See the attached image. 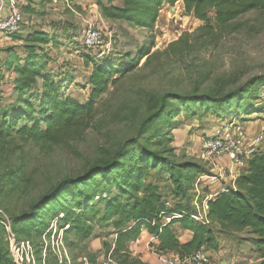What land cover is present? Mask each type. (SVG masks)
<instances>
[{"label":"rangeland","instance_id":"1","mask_svg":"<svg viewBox=\"0 0 264 264\" xmlns=\"http://www.w3.org/2000/svg\"><path fill=\"white\" fill-rule=\"evenodd\" d=\"M22 4L23 23L20 33L12 40L19 44L13 47L9 42L0 47V107L10 106L17 98L14 83L17 75L7 71L4 64L11 60V53L21 58L26 55L23 39L33 31L56 37L55 44L43 47L46 58L41 64L51 77L67 80L61 91L80 104L88 100L87 81L93 68V63H85V54L79 50L86 28L101 31L107 46L105 54L118 62L125 55L133 58L140 48L151 47V53L157 55L148 66H144L146 59H141L136 68L122 77H114L106 93L95 102L92 116L86 119L87 126L75 134L55 143L26 141L16 136L0 139V216L10 224L61 180L80 176L91 166L111 159L124 142L137 136L142 119L153 113L165 96L224 94L254 77L264 76V11L249 12L221 30H215L210 21L215 34L208 38L201 35L205 24L185 14L181 3L163 6L154 28L149 30L105 19L99 4L105 6L107 0H23ZM184 36L187 46L182 43L169 49L170 44ZM97 54L87 57L96 61ZM39 91L38 81L24 98ZM251 94V104L264 108V88H255ZM30 102L36 103L34 98ZM230 119L245 124L251 135L264 128L263 113L225 120ZM223 121L202 111L195 115L181 113L170 124L159 127V136L151 138V131L139 140L175 163L204 166L208 171L204 177H209L213 174L198 159V153L212 128ZM258 152L264 153V145ZM161 177L152 171L148 182L156 183L171 203L170 186ZM225 181L203 178L193 187V207L197 214L206 211V201L219 188L231 186L229 179ZM114 193V190L110 192ZM74 204L70 203L69 207L78 214ZM95 206L102 213V206L98 203ZM44 215L37 230L19 238L33 244L41 263L46 260V264H53L57 263L52 250L58 239L50 236L53 220L50 213ZM91 226L93 231L86 240L63 233L61 246L70 264H84V259L89 264H100V254L104 251L98 255L92 245L104 244L102 239L111 240V229L99 223L98 218ZM218 239V252L211 254L218 264H257L259 253L254 245L255 237L249 231L219 234Z\"/></svg>","mask_w":264,"mask_h":264},{"label":"trees","instance_id":"2","mask_svg":"<svg viewBox=\"0 0 264 264\" xmlns=\"http://www.w3.org/2000/svg\"><path fill=\"white\" fill-rule=\"evenodd\" d=\"M115 1L107 0L105 6L99 4L105 19L148 30L154 28L163 6L174 7L181 2L185 14L205 24L201 35L208 38L215 34L210 21L215 30H221L249 12L264 11V0H121L120 5H114ZM184 39L185 36L170 44L169 49L182 43L187 46ZM23 41L26 55L21 58L11 53V60L4 64L7 71L17 75V98L10 106L0 107V139L16 136L26 141L55 143L75 134L87 126L86 119L92 116L95 102L106 93L114 77L127 74L141 59H146L144 66H148L157 55L151 53V47L140 48L133 58L125 55L121 62L106 54L96 61L83 55L85 63H93V68L87 81L88 100L80 104L61 91L67 80L53 78L44 71L43 47L55 44L56 37L33 31ZM38 81L40 91L24 98ZM259 87L264 88V76L254 77L224 94L165 96L157 109L142 119L137 136L124 142L111 159L91 166L80 176L61 180L15 217L11 223L15 237L21 240L19 237L37 230L44 213L49 212L53 220L63 215L59 229L68 226L64 236L70 234L86 240L93 231L91 223L98 218L99 223L111 229L109 237L115 236L111 245L103 244L106 251L102 254L112 250L111 256L119 264H144L131 258L127 251V244L137 241L143 230L157 241L156 246H151L155 253H172L181 259L199 250L216 252L219 234L247 230L255 237L258 264H264V153H254L231 186L206 201L205 223L192 218L197 215L193 187L208 175L205 167L193 162L175 163L139 140L151 131V138L159 136V127L170 124L181 113L195 115L202 111L218 120L264 114V108H257L250 101L251 93ZM32 98L36 103L30 102ZM152 171L162 175L160 179L170 186L171 203L156 183L148 182ZM112 190L115 193L111 195ZM70 203H75L78 214L69 207ZM97 203L102 206V213L96 209ZM167 218L170 222L166 224ZM174 225L189 231L192 239L181 244L172 230ZM0 264H13L1 226Z\"/></svg>","mask_w":264,"mask_h":264},{"label":"built area","instance_id":"3","mask_svg":"<svg viewBox=\"0 0 264 264\" xmlns=\"http://www.w3.org/2000/svg\"><path fill=\"white\" fill-rule=\"evenodd\" d=\"M23 0H0V47L13 40V37L20 33V27L23 23ZM99 29L89 27L86 28L81 35L79 50L85 55L98 53L97 57L105 54L107 46ZM78 51V50H77ZM264 145V128L254 134H249L245 124H240L233 119L224 120L218 126H214L210 136L204 142L202 149L198 153V159L209 169L213 174L207 178L209 180L230 179L235 180L242 173L248 161ZM105 197V196H103ZM98 200V198H95ZM168 205V204H167ZM205 209L207 210L206 203ZM206 211L203 214H197L192 218L198 222H205ZM63 218L60 214L58 218L51 221L50 231L51 238L58 239L53 251L54 257L58 264H70V260L63 247L61 241L63 233L68 229L65 226L63 229H58V223ZM170 218L165 219V223H169ZM0 226L5 233V240L8 243V249L13 264H37L35 250L33 244L29 240H18L11 229V224L8 219L0 216ZM61 248V251H60ZM112 250L107 254L101 255L100 264H118L111 256ZM153 253L159 264H218L211 257L210 251L199 250L189 257L179 258L178 256L169 254ZM84 264H89L85 259ZM43 264V263H42Z\"/></svg>","mask_w":264,"mask_h":264},{"label":"crops","instance_id":"4","mask_svg":"<svg viewBox=\"0 0 264 264\" xmlns=\"http://www.w3.org/2000/svg\"><path fill=\"white\" fill-rule=\"evenodd\" d=\"M181 2H178L177 4H179ZM121 4V0H116L114 2V5H120ZM182 4V3H181ZM13 47H16V45L19 44V42H10ZM7 44V43H6ZM91 65V64H90ZM228 179H226L227 181ZM225 181V182H226ZM229 183L232 184L233 180L229 179ZM225 187L219 188V190L217 192H215V194L213 196H215L218 192H221L224 190ZM172 230L174 231L176 238L178 239V241L181 244L187 243L192 239V234L189 231H185L180 229L177 225L172 226ZM115 236H111L108 239H102L104 241V243H108V241H111L110 245L112 244V241L114 240ZM157 245V241L155 239H153L146 230H143L141 232V236L139 237V239L135 242H131L127 244V251L128 254L130 255L131 258L134 259H138L139 261H141L144 264H159L155 254L153 253V249L151 248V246H156ZM112 247V246H111ZM92 249L94 253H98V255L105 251L106 249H104L103 243L101 244H93L92 245ZM218 252V251H217ZM213 253L215 254L216 252H211V254L213 255ZM101 255V254H100ZM259 260L257 261L258 264Z\"/></svg>","mask_w":264,"mask_h":264}]
</instances>
